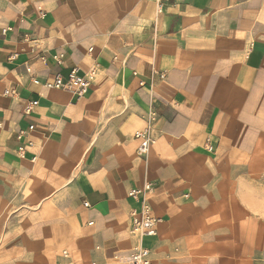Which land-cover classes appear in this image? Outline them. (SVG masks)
Instances as JSON below:
<instances>
[{
    "label": "crops",
    "instance_id": "0c3cea01",
    "mask_svg": "<svg viewBox=\"0 0 264 264\" xmlns=\"http://www.w3.org/2000/svg\"><path fill=\"white\" fill-rule=\"evenodd\" d=\"M162 11L0 0V264H128L149 182L153 264H264V0ZM74 69L84 96L46 87Z\"/></svg>",
    "mask_w": 264,
    "mask_h": 264
},
{
    "label": "built area",
    "instance_id": "2783aa9c",
    "mask_svg": "<svg viewBox=\"0 0 264 264\" xmlns=\"http://www.w3.org/2000/svg\"><path fill=\"white\" fill-rule=\"evenodd\" d=\"M170 0H156V11L159 15L163 13V7ZM42 63L46 64V59H40ZM61 64L60 62H58ZM30 72V70H28ZM96 70H89L84 76H79L77 69L71 71L67 79H62L60 76H56L53 80L46 83V87L55 90H68L74 92L80 97L84 96L92 87L96 80ZM35 83L39 81L34 80ZM6 95L16 96L17 91H6ZM36 103H29L25 107L27 115L33 113V109ZM31 131L34 127H30ZM25 136L24 132L18 134L17 139L22 140ZM135 137L140 140L141 146L139 148L140 153L147 154L150 146L154 143L149 132H138ZM34 145L32 142L23 144L19 148V155L21 158H25L27 149L32 148ZM211 150V149H210ZM154 186L152 183L145 184L142 188H134L131 190L130 198L135 200L139 204V209H134L131 216L133 219V234L137 235L140 243L131 254L128 264H153V259L150 250L144 246V239L157 236V226L160 223V219L154 216L153 209L150 206V194L153 192Z\"/></svg>",
    "mask_w": 264,
    "mask_h": 264
}]
</instances>
